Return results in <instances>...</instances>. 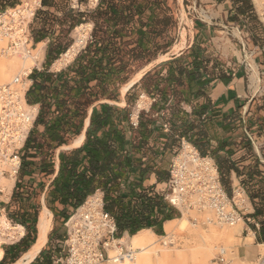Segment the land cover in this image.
<instances>
[{
    "label": "trees",
    "instance_id": "trees-1",
    "mask_svg": "<svg viewBox=\"0 0 264 264\" xmlns=\"http://www.w3.org/2000/svg\"><path fill=\"white\" fill-rule=\"evenodd\" d=\"M229 1L234 11L231 22L245 20L253 42L264 46V26L252 0ZM20 3L0 0V15ZM74 4L73 0H41L30 25L35 44L50 42L42 70L35 69L30 75L32 85L26 100L38 107V115L21 154L20 182L13 201L28 198L17 192L24 181L33 186L34 180L43 176L51 180L45 204L55 222L67 223L89 198L101 192L105 211L115 217L117 239L150 229L163 235L164 223L179 219L181 214L145 183L152 175L158 183L167 180L168 172L160 167L161 157L185 138L201 155L214 157L224 186L230 184L231 173H236L255 207L252 217L264 218L263 172L250 138L231 135L215 150L212 147L206 125L215 111L206 89L214 79L201 43L195 42L181 55L147 71L127 91L125 106L118 99L134 65L139 61L151 63L171 46L160 42L164 35L161 27L166 29L172 20L160 18L171 13L168 1L98 0L92 10L87 8L88 0H77L76 7ZM89 23L93 29L85 48L66 68L52 71V65L74 45L72 33ZM142 95L153 101L136 119L134 107ZM201 95L205 103L193 108L190 117L183 104L191 105ZM261 109L264 97L256 107ZM88 118L82 145L58 154L59 170L54 177L57 151L72 146L83 135ZM260 123L264 125V119ZM164 124L169 126V133L164 132ZM222 124L235 132L237 117H226ZM39 212L37 208L29 222L21 211L8 213L13 223L27 230L19 243L24 245L21 252L34 246L30 244L36 241ZM260 224L262 230L264 219ZM8 252L6 249V256Z\"/></svg>",
    "mask_w": 264,
    "mask_h": 264
},
{
    "label": "rangeland",
    "instance_id": "rangeland-1",
    "mask_svg": "<svg viewBox=\"0 0 264 264\" xmlns=\"http://www.w3.org/2000/svg\"><path fill=\"white\" fill-rule=\"evenodd\" d=\"M73 1L75 2L74 5L76 7L77 0ZM168 1L171 13L163 14L160 18L162 19L168 16V18L170 17L172 18V20L168 23L169 25L168 27H166V29L161 27L164 35L163 40H161L160 42H169L171 46L166 50V52L160 53L159 56L151 63L146 64L145 62L139 61L134 65L128 82L121 86L120 96L118 98L121 102L125 101V96L122 92L123 87L129 82L135 80L140 72H147L157 64H159L161 61L168 60V58L172 57L173 55L180 54V52L186 51V49H188L196 36H198V28L196 26L197 22H201L203 24H213L214 26L213 34H211V43L208 42L209 39L206 42L204 40L201 42L202 48H204L205 50H210V54L214 55L212 57L214 60H221V51L225 47V41L222 40L223 35L227 34L226 36H228L231 41L235 39V34H238L235 31L236 26L233 27L232 25L228 24V22H232L230 19L225 18V10L221 11L213 8L206 0ZM20 2V5L15 9L7 10L0 15V60L5 62L4 75H0V86L10 83L15 78V76L23 75L26 73L28 74V77H23V79L27 87V84H29V81H31L30 75L32 74V72L38 68L39 70H42V65L45 62V51L47 48L46 42L35 44L30 30V25L33 22L35 12L38 8H40V0H20ZM256 3V7L258 8V10L264 14L262 5L259 2ZM96 4L97 0H88L87 8L89 10H92L96 7ZM229 5H231V3H228V6ZM85 8V6H82V9ZM261 22L264 26V21ZM92 29L93 26L91 23H89L85 24L82 28H78L72 33V38L74 40L73 44L81 39L80 45L77 48L78 52L72 57L63 58V56H61L60 60H62V62L57 64L54 63L51 68L53 71L58 72L61 69L66 68L74 61L79 52L83 50L87 45L92 33ZM29 48L31 50V55H25L24 50ZM230 52L232 53V51ZM215 54H217V56ZM147 68L148 70H145ZM253 69L254 75L252 77V82L256 84L258 83L257 71L255 67H253ZM142 96L134 107V114L137 113V116L141 110H149L152 104V100L148 96L145 95L146 97L144 98ZM139 102H141V106H139ZM220 128L216 126V123H212L206 127L214 150L217 148L218 143L220 141H223L222 139L227 138V134L229 133V131ZM233 135L235 137H238V139H240L244 135L240 125L237 127ZM246 136L250 138L251 142L253 141L254 135L247 134ZM64 147L57 151L55 157V167L58 164V154L63 150H69L68 148ZM179 148L180 145L162 155L160 167L163 170L168 172L171 161L173 160L175 153L179 150ZM208 155L214 159L211 154ZM239 155L240 153L237 156ZM237 156H235V158ZM0 178V190L3 191L0 194V200H6L9 196V194H7V190H9L13 184H18V181H12L7 175ZM43 178L46 182L48 181V179H46L45 177H41L40 180H42ZM19 179L20 178L18 177V180ZM165 182L166 181L161 183L162 188H164ZM34 184L36 185L35 189L37 191V196L34 200V206L32 208H40L37 221L38 233L39 217L44 209V205L41 203V201L43 197L45 199L47 191L42 194V191L45 188V182L42 181L41 183H39L38 180H34L33 185ZM224 187L231 201L233 200L234 204H236L235 208L239 210L242 218L243 213H245L246 211V198L245 196L234 194V190L238 188V183L236 181H231L230 184H226ZM75 215L76 213L72 217H74ZM30 216L32 218L33 214L31 213ZM185 216L188 220V228L186 230L179 229L177 225L175 229L170 230L167 233L164 232L163 235L157 234L158 238L153 239L154 248L156 249L154 256L160 257L167 252L173 254L181 252V254H184L183 256H185V261L183 260V264H188V257L191 256L193 250L199 247L203 248L204 244H208L210 247V251L207 264H220L218 262L220 247H224L227 249L228 254L226 256V259L227 261H229V264H264V247L261 248L262 258L256 262H247L240 257L243 237L245 236L243 233V230L245 228L244 222H240L235 226H220L217 224H203L204 218H202L195 212H189L185 214ZM182 217L183 215L181 214L179 219ZM194 219H198V222H195ZM67 223L64 224L61 222H55L53 216L52 228H56L55 233H57L58 236L61 237V239L67 236ZM23 233L24 229L19 227L17 223H13L9 219L7 213L1 212L0 210V247L4 250L5 248L16 244ZM166 235H173L175 237L174 244H168L164 246L165 244L163 243L161 237H165ZM127 236L129 235H124V237ZM114 238L117 239L116 237ZM246 242L248 243L250 242V240L248 239L246 240ZM118 246L120 248H123L124 250L129 249L128 247H130V239L123 240L121 244H118ZM215 247H218V249H215ZM110 253L111 255H113V252ZM134 262L135 261H126V263L124 264H132ZM104 264L114 263L105 262Z\"/></svg>",
    "mask_w": 264,
    "mask_h": 264
},
{
    "label": "built area",
    "instance_id": "built-area-1",
    "mask_svg": "<svg viewBox=\"0 0 264 264\" xmlns=\"http://www.w3.org/2000/svg\"><path fill=\"white\" fill-rule=\"evenodd\" d=\"M24 53L31 55L30 48ZM23 77L28 74L15 76L12 83L0 87V163L6 167L3 175L17 181L22 166L21 154L38 115L36 106L27 103ZM164 131L170 132L167 124H164ZM2 192L0 190V194ZM156 193L182 215L187 211L197 213L204 218L203 224L235 226L242 219L221 182L215 160L209 155H201L185 138L181 139L180 148L171 161L164 188ZM234 194L246 198L242 188L235 189ZM194 221L198 222V219ZM67 227L63 247L66 255L55 258L54 264L111 262L109 244L115 240L117 226L115 217L104 209L101 193L89 198ZM227 254L224 247L219 249L220 264H229ZM124 257H132V252L121 248L118 259Z\"/></svg>",
    "mask_w": 264,
    "mask_h": 264
},
{
    "label": "crops",
    "instance_id": "crops-1",
    "mask_svg": "<svg viewBox=\"0 0 264 264\" xmlns=\"http://www.w3.org/2000/svg\"><path fill=\"white\" fill-rule=\"evenodd\" d=\"M206 1H208V3L217 10H221V11L225 10L226 19H230L232 15H234V11H231L232 4L228 6V3H230L229 0H225L223 3H220V1L218 0H206ZM255 1L259 2L262 5V10H264V2H261L264 0H255ZM255 1L252 0V3L254 5L258 19L260 20V22L264 21V14L258 10V8L256 7L257 3ZM40 6H41V0H40ZM228 24L232 25L233 27L236 26V30L235 29L233 30H235L238 34H235V39L231 41L230 38L226 36L227 34L223 35L222 40L225 41V47L221 51V60H214L212 58L214 55L210 54V50L205 51V56L206 58L209 59V65H208L209 73L212 75L214 79L210 84V88L206 89V95L211 100L212 109H214L215 111V116L211 121L207 123L206 127L212 123H216V126L218 128L221 127L220 129L229 131V133L227 134V137H229L234 134V130H232L231 127L224 128L222 122L226 117H231L232 115H234V117H237V127L238 125L241 126L244 135L247 134L254 135V139L256 141L254 139L252 141L253 149L256 157H258L261 163L260 170L263 172L262 174L264 178V125L260 123L262 119H264V109H261L259 111L256 110V107L262 104V98L264 97V46L257 45L256 43L253 42L254 36L250 29V24L247 23L245 20H240L237 23L228 22ZM196 26L198 28L197 30L198 36H196V38L188 47V49H190L195 42L201 43L203 40L206 42L209 39L208 42L211 43L210 41L212 38L211 34H213V30H214L213 24H203L201 22H197ZM44 42H46V45L48 46L50 40L48 39L42 41V43ZM230 51H232V53ZM183 52L184 51L180 52V54H176L173 56H179ZM45 55H46V51H45ZM215 55L217 56V54ZM253 67H255L257 71L258 83L256 84L252 82V77L254 75ZM145 72L143 73V75L145 74ZM138 81L139 79L135 82L133 80L130 83L135 84ZM31 85H32V81H29V84H27L28 88L26 87L27 91L29 90ZM143 97L146 96L144 95ZM124 103L125 102H123L121 105H123ZM204 103H205V98L204 96L201 95L196 97L194 101L191 103V105L183 104V108L188 114H190V117H192L191 113L193 108H196ZM37 112H38V107H37ZM136 117L137 115H135V118ZM234 120H236V118H234ZM240 121L242 122V124H240ZM81 144L79 146H81ZM73 145L70 147L72 148L79 147V146L73 147ZM55 170L56 173L54 177L57 175V172L59 170V168H57V165L55 167ZM41 177H37V179L35 180H38L39 183H41L42 181L45 182V188L42 191L43 194L47 191L51 180L46 178L48 179V181L46 182L44 178L40 180ZM230 180L232 182L236 181L238 183V188H241L240 181L236 173L234 172L231 173ZM145 184L148 187H151V189H153L155 192H160L163 189L162 184L157 182L155 175H152L150 179L146 181ZM16 185H17L16 183L15 185L13 184L11 188L7 190V194H9V196L6 200H0V207H1L0 210L1 212L7 213V215L9 212H14L13 210H15L16 212L21 211L22 213H25V219H27L29 222L31 219L30 214L32 213L34 216L35 210L37 209V208H32L34 206V200L37 196L36 195L37 191L35 189L36 185L34 184L33 186H30V184H27V182L24 181L19 186L20 190L17 192H20L22 196H28V198L23 199V201L21 200L14 202L13 195L15 192ZM41 203L44 206H46L44 197L42 198ZM245 205H246L245 206L246 211L245 213H243V217H242L243 222L245 224V228L243 230L245 236L243 237V244L241 246L242 250L240 257L247 262H256L262 258L261 248L264 247V227L261 230L260 222L264 218L261 216L257 218L252 217V215L256 212V210L247 194H246ZM53 216L54 215L52 214V219ZM175 220L177 219L167 221L166 223H164L163 231L167 233L168 232L167 228ZM18 225L19 227L24 229V233L16 244L4 249V256L2 260H0V264H16L19 260H23L25 255L28 253L27 251L29 249L26 251L27 253L21 252L24 249V245L19 244L22 241V239L27 235V230L24 226L20 224ZM36 230H37V224H36ZM144 231L145 230L141 232ZM149 231H151L155 235L154 238H158L157 233L153 229H150ZM55 232H56V228L55 227L51 228L50 233L46 238L44 247L39 252V254L34 258V260L30 262V264H54L55 258L61 256L64 257L66 255L65 251H63L64 241L66 237L61 239V237H59L58 234ZM38 239H39V229L36 235V241L30 244V247L32 245H35ZM125 239H130V247L128 248L133 249L130 236L115 240L122 242ZM248 239L250 240V242L247 243L246 240ZM6 249L9 250L7 256H6ZM155 250L156 249L154 248V251ZM43 251L44 253L41 254V252ZM17 252H20L19 256H16ZM208 256H206L207 262H208ZM152 258L155 264V262L161 259L162 256L160 257L152 256ZM188 258H189L188 264H192L191 256Z\"/></svg>",
    "mask_w": 264,
    "mask_h": 264
},
{
    "label": "bare ground",
    "instance_id": "bare-ground-1",
    "mask_svg": "<svg viewBox=\"0 0 264 264\" xmlns=\"http://www.w3.org/2000/svg\"><path fill=\"white\" fill-rule=\"evenodd\" d=\"M82 27L83 26H81L80 28H82ZM80 41H81V39H79L76 43H74V45L70 48V50L63 55V58L72 57L74 54H76L78 52L77 48L80 45ZM60 62H62V60L59 59L56 62V64L60 63ZM4 66H5V62L0 60V75L1 76L4 75V68H5ZM145 70H148V68ZM144 72L145 71L140 73L136 77L134 82L137 81L138 79L140 80L142 78V75ZM12 81L10 83H12ZM133 85H134L133 83H130L127 86H125L123 88V94L126 95L127 91ZM0 87H2V86H0ZM125 105H126V103L123 104V106H125ZM139 106H141V102H139ZM88 123H89V119L86 121L85 125L87 126ZM84 137H85V132L83 133V135L80 138H78L75 141L73 147L79 146L81 143H83ZM70 148H72V147H70ZM4 169H6V167L4 166V163H0V177H5L3 175ZM10 179L15 182L14 178L11 177ZM187 213H189V212L188 211L184 212L182 218L173 221L170 224V226L167 228V230L168 231L173 230V229H175V227L177 225H178L177 227L179 229L186 230L188 228V220H187L185 214H187ZM52 222H53L52 212L46 206H44V209L40 215V220H39V224H38L39 239L36 242V244L28 251V253L25 255L24 259L19 260L16 264H30V262H32L34 260V258L39 254V252L42 250V248L45 245L46 238H47V236H48V234L52 228ZM240 222H243L242 219L237 224H239ZM154 236L155 235L151 231L145 230L144 232H141V233L139 232L135 236L131 237V243H132V247L134 250L132 248H129V250L132 252V257H130V258L124 257L122 259L121 258L118 259L119 253L121 251V248L118 246V244H121L122 242L114 240L111 244H109V252H113V255H111V253H110L111 263H114V264H117V263L122 264L123 263L124 264V262L126 263V261H135L132 264H154V260L152 258V256H154V254H155L154 242L152 241ZM168 236H169L168 238L167 237H161L163 240V243L165 244L164 246H166L168 244H174L175 237L173 235H168ZM216 248L218 249V247H215V249ZM209 251H210V247L208 244H204L203 248L199 247V248L193 250V252L191 253L192 264H207L206 256H208ZM183 255L184 254H181V252L176 253V254L167 252V253H164L162 258L157 260L155 262V264H183L185 261L184 260L185 256H183ZM3 256H4V250L0 247V260H2Z\"/></svg>",
    "mask_w": 264,
    "mask_h": 264
},
{
    "label": "water",
    "instance_id": "water-1",
    "mask_svg": "<svg viewBox=\"0 0 264 264\" xmlns=\"http://www.w3.org/2000/svg\"><path fill=\"white\" fill-rule=\"evenodd\" d=\"M136 84V83H135ZM90 114H91V112H90ZM90 117V116H89ZM89 119V118H88ZM89 122H90V119H89ZM89 126V123H88V125L86 126L85 125V128H84V132H85V135H86V129H87V127Z\"/></svg>",
    "mask_w": 264,
    "mask_h": 264
}]
</instances>
